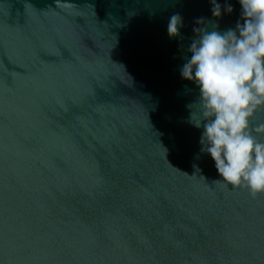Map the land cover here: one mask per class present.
Returning a JSON list of instances; mask_svg holds the SVG:
<instances>
[{
    "label": "water",
    "instance_id": "obj_1",
    "mask_svg": "<svg viewBox=\"0 0 264 264\" xmlns=\"http://www.w3.org/2000/svg\"><path fill=\"white\" fill-rule=\"evenodd\" d=\"M218 3L0 0V264H264V193L213 182L180 75Z\"/></svg>",
    "mask_w": 264,
    "mask_h": 264
},
{
    "label": "clouds",
    "instance_id": "obj_2",
    "mask_svg": "<svg viewBox=\"0 0 264 264\" xmlns=\"http://www.w3.org/2000/svg\"><path fill=\"white\" fill-rule=\"evenodd\" d=\"M213 18L234 9L210 0ZM240 19L234 28L219 30V24L200 18L188 47L190 57L180 69L184 80L199 90L202 128L201 152L210 155L220 179L213 182L264 193V124L253 128L251 118L264 107V0H238ZM179 15L171 17L168 34L175 37L182 27ZM191 107V105H190ZM196 171H200L197 167Z\"/></svg>",
    "mask_w": 264,
    "mask_h": 264
}]
</instances>
